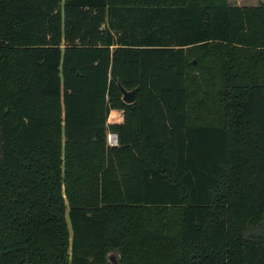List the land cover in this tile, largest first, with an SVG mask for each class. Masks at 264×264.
Listing matches in <instances>:
<instances>
[{
  "label": "trees",
  "instance_id": "trees-1",
  "mask_svg": "<svg viewBox=\"0 0 264 264\" xmlns=\"http://www.w3.org/2000/svg\"><path fill=\"white\" fill-rule=\"evenodd\" d=\"M109 252L264 264V3L0 0V264Z\"/></svg>",
  "mask_w": 264,
  "mask_h": 264
},
{
  "label": "water",
  "instance_id": "water-1",
  "mask_svg": "<svg viewBox=\"0 0 264 264\" xmlns=\"http://www.w3.org/2000/svg\"><path fill=\"white\" fill-rule=\"evenodd\" d=\"M119 90L121 93V99L125 103H132L135 99V93H136V88L132 90H126L124 87H122L120 84H118ZM106 258L112 263V264H117L118 260L114 252H109L106 256Z\"/></svg>",
  "mask_w": 264,
  "mask_h": 264
},
{
  "label": "crops",
  "instance_id": "crops-1",
  "mask_svg": "<svg viewBox=\"0 0 264 264\" xmlns=\"http://www.w3.org/2000/svg\"><path fill=\"white\" fill-rule=\"evenodd\" d=\"M231 1V0H229ZM264 2V0H262ZM257 0H236L235 3H233L232 5H236V6H257L258 4H256Z\"/></svg>",
  "mask_w": 264,
  "mask_h": 264
},
{
  "label": "built area",
  "instance_id": "built-area-1",
  "mask_svg": "<svg viewBox=\"0 0 264 264\" xmlns=\"http://www.w3.org/2000/svg\"><path fill=\"white\" fill-rule=\"evenodd\" d=\"M107 143L109 145H116L117 144V136L115 133H108L107 134Z\"/></svg>",
  "mask_w": 264,
  "mask_h": 264
},
{
  "label": "rangeland",
  "instance_id": "rangeland-1",
  "mask_svg": "<svg viewBox=\"0 0 264 264\" xmlns=\"http://www.w3.org/2000/svg\"><path fill=\"white\" fill-rule=\"evenodd\" d=\"M245 1V0H244ZM236 2V0H231V1H229V3H231V4H233V3H235ZM264 3L262 0H257V2H256V4H259V3ZM193 61H195V59H193ZM116 255V254H115ZM117 257V256H116Z\"/></svg>",
  "mask_w": 264,
  "mask_h": 264
}]
</instances>
